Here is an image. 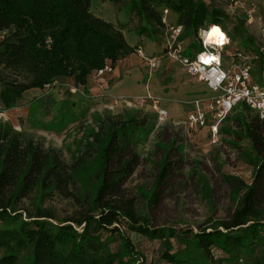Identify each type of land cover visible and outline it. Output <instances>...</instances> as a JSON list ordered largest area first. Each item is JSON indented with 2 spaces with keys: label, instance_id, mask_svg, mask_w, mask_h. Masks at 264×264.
Masks as SVG:
<instances>
[{
  "label": "trees",
  "instance_id": "1",
  "mask_svg": "<svg viewBox=\"0 0 264 264\" xmlns=\"http://www.w3.org/2000/svg\"><path fill=\"white\" fill-rule=\"evenodd\" d=\"M102 1L124 2L126 12L139 20L134 31L161 43L165 9L167 21L173 19L169 26H182L180 39L197 37L207 25L227 30L228 20H237L211 0ZM236 23V36L248 45L243 48L257 50L242 22ZM227 32L233 43L236 36ZM199 47L192 41L188 50ZM134 49L123 27L93 12L91 0H0V110L17 106L25 92L54 81L86 85L94 72L113 68ZM237 116L250 142L251 180L241 185L238 205L226 219L196 232L155 227L136 211L133 200L122 198L123 185L139 164V155H129L125 145L130 119H100L86 148L72 161L59 148L44 146L0 120V264H131L132 257L143 261L130 235L120 230L121 219L129 233L159 240L161 255L170 264H264V128ZM154 121L136 123L138 143L153 130ZM258 122L264 127V120ZM88 160L98 166L85 190L77 176ZM172 169L163 160L149 203L157 202L158 188ZM59 201H67L71 212L61 214ZM171 240L178 246L173 252Z\"/></svg>",
  "mask_w": 264,
  "mask_h": 264
},
{
  "label": "rangeland",
  "instance_id": "2",
  "mask_svg": "<svg viewBox=\"0 0 264 264\" xmlns=\"http://www.w3.org/2000/svg\"><path fill=\"white\" fill-rule=\"evenodd\" d=\"M242 1L256 21H241L245 12L235 7L231 0H211L214 5L222 7L237 18L236 21L229 19L226 23L229 33L236 36L233 26L237 21L236 24L242 22L245 31L252 37L253 45L258 47L261 44V24L258 19L264 21V1ZM91 8L97 16L123 27L129 42L138 37L134 30L138 27L139 20L134 14L126 12L128 7L124 6V2L115 5L110 1L91 0ZM170 21L173 19H168V24ZM143 37L140 47L145 55L159 59V68L149 71L147 62L139 57L142 63H139L137 69L143 81L139 83L137 91L160 99L157 105L163 106L168 112L164 122L154 121L156 112L152 102L141 104L136 98L108 97L105 93L109 86L108 80L95 74L92 77L95 87L91 89L85 85L73 87L69 83L54 81L43 89L25 92L24 101L2 110V121L44 146L59 148L65 159L72 161L86 148L88 135L90 131L97 130L100 119L107 116L122 121L130 119L131 122L125 128V145H128L129 155H139V164L124 183L122 198L133 200L136 211L145 215L155 227L172 226L177 230L192 229L196 232L226 219L238 205L243 192L241 185L251 180L253 156L250 142L237 121V115L250 118L253 127L260 126V130L264 128L263 123L258 122V118L248 108H242L239 104L219 124L215 138L209 133L212 122L209 115L204 126L189 127L186 120L188 113L193 110V100L213 93L204 83L197 82L189 75L178 62H168L163 56L164 43L158 40L152 42L147 36ZM193 39L186 37L183 41L187 44ZM233 41L232 46H248L240 37L236 36ZM189 52L186 49L185 53ZM121 89L129 92L127 87ZM143 120L154 121V128L138 143L139 132L136 126L143 123ZM163 160L170 162L173 169L158 188L157 202L151 204L149 201ZM97 166L94 160H88L81 166L77 181L84 189L91 185ZM56 207L61 214L71 212L72 208L67 201H59ZM118 226L130 235L142 255L143 261L132 257L131 264H170L161 255L163 248L159 240H149L129 233L123 219ZM106 235L103 232L101 236L104 239ZM171 241L173 252L178 246L176 241ZM214 254L219 253L214 251ZM24 262L21 264H25Z\"/></svg>",
  "mask_w": 264,
  "mask_h": 264
},
{
  "label": "built area",
  "instance_id": "3",
  "mask_svg": "<svg viewBox=\"0 0 264 264\" xmlns=\"http://www.w3.org/2000/svg\"><path fill=\"white\" fill-rule=\"evenodd\" d=\"M235 7L244 13V20L248 23L256 21L254 15L245 8L242 0H231ZM228 12V11H227ZM168 11L164 10L166 24L163 36V56L171 61L178 62L185 71L195 78L199 83H204L213 93L205 98H195L192 102L193 110L187 115L189 127L204 126L207 115L212 118L209 125V133L215 138L219 124L236 107L248 108L258 118L264 120V21L258 19L260 25L261 44L257 50H246L232 46L230 36L221 25H217L219 34L227 38L222 44L205 43L206 34L211 30L212 25L199 29L197 37L193 41L199 44V49L191 48L185 53L189 44L180 39L182 26H169L167 23ZM215 38V37H214ZM185 45L184 47L182 46ZM134 52L147 62L149 71L159 67V59L156 56L145 55L140 46H136ZM113 70L106 66L93 74L105 78L106 74ZM75 88L72 89L74 91ZM150 100L157 114L158 122H164L168 117L165 108L157 105L158 100L151 95H144L138 98L142 104ZM4 111L0 110V120Z\"/></svg>",
  "mask_w": 264,
  "mask_h": 264
},
{
  "label": "crops",
  "instance_id": "4",
  "mask_svg": "<svg viewBox=\"0 0 264 264\" xmlns=\"http://www.w3.org/2000/svg\"><path fill=\"white\" fill-rule=\"evenodd\" d=\"M143 38H144L143 36L138 35V37L134 41L129 42L127 40V42L133 47L141 46V44L143 43V40H142ZM151 41H150V43L154 42V41H152V42ZM168 62H172V61L168 60ZM139 63H142V61L140 60L139 56H137L135 54V52H133L132 54L128 55L127 57H125V58H123V59H121L115 63V65L113 66V70L110 73L105 75L106 76L105 78L109 82L108 89L105 90V93L108 97H110V98H132V99L136 98V99H138L139 97L144 96L143 93H140L137 91V87H139V83H141V81H143L142 75L140 74V72L137 69V66L139 65ZM168 65H169V63H167L166 66H168ZM92 77H93V75L88 78L87 83L85 85L90 89L95 87L94 78H92ZM122 87L129 88V92H127V93L124 92V90L121 89ZM30 90H34V89H30ZM30 90H28V91H30ZM151 96L153 97V99H157V98H155L157 96H153V95H151ZM23 99H25V98H23ZM23 99H22V101H24ZM157 100H158V102L160 101L159 98ZM148 102L151 103L150 100H148ZM158 106L161 107V105H158Z\"/></svg>",
  "mask_w": 264,
  "mask_h": 264
},
{
  "label": "clouds",
  "instance_id": "5",
  "mask_svg": "<svg viewBox=\"0 0 264 264\" xmlns=\"http://www.w3.org/2000/svg\"><path fill=\"white\" fill-rule=\"evenodd\" d=\"M215 37V38H214ZM227 41V38L219 34V30L213 27L210 32L206 34L205 43H217L222 44Z\"/></svg>",
  "mask_w": 264,
  "mask_h": 264
},
{
  "label": "bare ground",
  "instance_id": "6",
  "mask_svg": "<svg viewBox=\"0 0 264 264\" xmlns=\"http://www.w3.org/2000/svg\"><path fill=\"white\" fill-rule=\"evenodd\" d=\"M212 26H214V27H216V28H217V25H212ZM212 28H213V27H212ZM212 28H211V29H212ZM210 31H211V30H210ZM210 31H209V32H210Z\"/></svg>",
  "mask_w": 264,
  "mask_h": 264
}]
</instances>
